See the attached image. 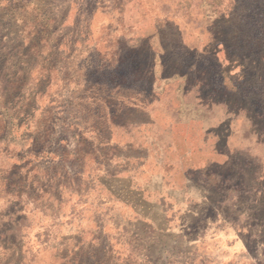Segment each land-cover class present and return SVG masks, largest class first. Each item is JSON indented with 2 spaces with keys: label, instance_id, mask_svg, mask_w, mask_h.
Returning a JSON list of instances; mask_svg holds the SVG:
<instances>
[{
  "label": "rangeland",
  "instance_id": "obj_1",
  "mask_svg": "<svg viewBox=\"0 0 264 264\" xmlns=\"http://www.w3.org/2000/svg\"><path fill=\"white\" fill-rule=\"evenodd\" d=\"M0 264H264V0H0Z\"/></svg>",
  "mask_w": 264,
  "mask_h": 264
},
{
  "label": "crops",
  "instance_id": "obj_2",
  "mask_svg": "<svg viewBox=\"0 0 264 264\" xmlns=\"http://www.w3.org/2000/svg\"><path fill=\"white\" fill-rule=\"evenodd\" d=\"M105 99L110 101L107 106H109V104L111 103L110 105H111L112 109H111L110 114H106L104 116H101V118L102 119L105 118L106 121L112 122L113 118L115 117L114 115H116V113H121V114L124 113V110H125L124 106H127V104L122 98L117 97V95H115L114 92L110 94V97L106 96ZM238 114L240 116H245L247 118L249 117L248 116L249 113L245 110H242V109H238ZM126 116H127V118H130L131 113H128ZM148 120L154 123V120L151 117H149ZM116 128H118L117 130H120L118 126H116ZM123 138L128 145H131L132 138L128 136L127 131L125 133H123ZM113 146L114 145H111V147H113ZM95 148L99 152L103 151L102 150L103 145L99 144ZM106 150H107L106 151V153H107L106 157L107 158L105 161H101L103 170H105V171L103 172V174L101 176H103L104 178L106 177V179L110 178L113 181L126 182V185H127L126 190L127 191L124 190V192L129 194V195H134L136 197H163V196H159L158 194L155 196L151 195L149 193V191L146 190L145 185L140 184L138 182L139 174L135 173V166L137 164L134 163L133 161H131L129 156L124 155V157H123L121 154L120 155L114 154L113 152H112V155L108 156V152L110 151V149L108 147H106ZM104 188L105 189L102 190L103 193H102V191H101V193L105 194V196H107V197H121L123 195V193L121 194V192L115 193L113 186H110V187L105 186ZM150 242H153V239Z\"/></svg>",
  "mask_w": 264,
  "mask_h": 264
}]
</instances>
